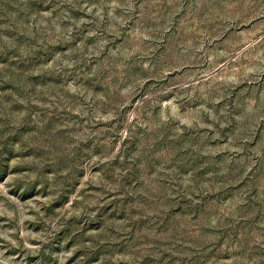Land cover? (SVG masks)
Returning a JSON list of instances; mask_svg holds the SVG:
<instances>
[{
	"label": "rangeland",
	"instance_id": "rangeland-1",
	"mask_svg": "<svg viewBox=\"0 0 264 264\" xmlns=\"http://www.w3.org/2000/svg\"><path fill=\"white\" fill-rule=\"evenodd\" d=\"M0 264H264V0H0Z\"/></svg>",
	"mask_w": 264,
	"mask_h": 264
}]
</instances>
